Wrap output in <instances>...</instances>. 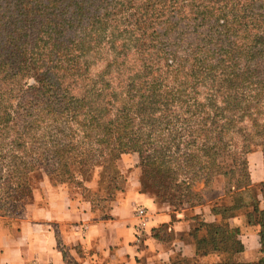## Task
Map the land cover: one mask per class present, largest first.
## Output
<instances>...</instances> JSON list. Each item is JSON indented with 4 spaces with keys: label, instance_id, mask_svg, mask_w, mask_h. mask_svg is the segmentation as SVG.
<instances>
[{
    "label": "trees",
    "instance_id": "trees-1",
    "mask_svg": "<svg viewBox=\"0 0 264 264\" xmlns=\"http://www.w3.org/2000/svg\"><path fill=\"white\" fill-rule=\"evenodd\" d=\"M113 1L0 5V210L23 212L33 201V174L55 185H80L95 169L115 179L120 156L136 153L139 191L154 201L193 197L198 207L203 199L192 194L194 183L224 182L232 205L213 208L217 222L191 226L197 257L243 264L239 230L229 221L245 209L252 210L246 221L260 227L264 255V183L251 186L246 161L253 147L264 159V0L218 7L206 0L205 49L190 50L186 59L178 43L188 42L155 24L168 17L166 0ZM121 8L135 11L138 29L113 24ZM155 14L154 24L141 26L142 16ZM106 31L111 45L118 34L128 38L101 60L96 34ZM140 39L145 46L133 56L131 43Z\"/></svg>",
    "mask_w": 264,
    "mask_h": 264
},
{
    "label": "crops",
    "instance_id": "crops-1",
    "mask_svg": "<svg viewBox=\"0 0 264 264\" xmlns=\"http://www.w3.org/2000/svg\"><path fill=\"white\" fill-rule=\"evenodd\" d=\"M246 161L251 186L264 183L261 151L248 154ZM232 202L220 186L212 189L210 198H205L193 214H175L160 209L141 193L137 178L132 180L131 176L107 217H99L90 204L73 202L64 190L48 189L35 196L24 216L0 224V264H174L195 258L216 264L220 262L217 256L202 259L195 255L191 226L195 220L217 222L213 208L230 207ZM137 207L147 211L145 230L138 235ZM251 212L245 209L240 218L229 221L231 228L239 230L243 250L238 259L243 264L264 258L260 227L249 224L244 216ZM161 230L171 239H163Z\"/></svg>",
    "mask_w": 264,
    "mask_h": 264
},
{
    "label": "rangeland",
    "instance_id": "rangeland-1",
    "mask_svg": "<svg viewBox=\"0 0 264 264\" xmlns=\"http://www.w3.org/2000/svg\"><path fill=\"white\" fill-rule=\"evenodd\" d=\"M139 1H141V4H145V0ZM168 1L169 0L165 1V10L168 15L167 18L163 17L155 22L156 14L152 18H150L149 16H142L141 26L144 27L145 24H149L150 22L154 24L155 22V24L159 25L162 28L161 32H165L166 35H181L180 39L185 40L189 44V46H183L182 43H178V48L181 51H179L180 58L186 59L187 53L190 50L200 48L205 49L203 40L207 42L208 37L206 31H208L209 27L206 26L205 23H201L200 20H207L211 16V6L207 3L206 0H170V3H168ZM213 1L216 2L215 0ZM217 1L218 4L216 5V7H218V5L224 4L225 2V0ZM20 4L21 0H0V5L8 6L10 8H14V6ZM239 4H242L243 6L246 5V0H241ZM124 10V8L117 10V12L113 16V24H120L121 29H138V25L135 21V11ZM259 13L261 14V18L259 19V21H261L264 19V2ZM140 14L141 11L139 10V13L137 15L138 18ZM237 15L240 17L241 13L238 12ZM2 18L4 17H0V19ZM177 20L178 23L176 25V28L173 31H170V27L173 26L177 22ZM180 28H183V30H181ZM222 33L224 32L222 31ZM112 34H114L115 36V33ZM96 35L98 38L96 43L97 50L99 51L98 56L101 60H105L107 56L112 52L111 47L117 46L119 41L122 42L123 40H127L128 38L127 36H122L121 38H119L118 34V38L116 39V37H114L111 45V39L109 37L108 31L100 32ZM143 40L144 39H140V43L138 42L139 45L137 43H131L133 44V46L131 45L130 49L133 56L140 57L142 47L145 46V43L141 42ZM132 42H134V40ZM156 46L158 50H160V52L163 51L158 44ZM253 149L255 151H258L259 147H253ZM116 167L118 170L117 172H119L120 175L118 177H115V179H113L112 171H110L109 174L103 173L102 175H100L98 169H95L91 176L87 177V179L84 182H81L80 185H77L76 183L67 185H55L52 184L46 177H42L39 173L33 174L31 176L33 201L24 208L22 213H19L15 217L8 216L0 210V224L6 223L8 221H14L24 216L27 208L35 203V196L37 197L38 195H42L43 192L48 189L64 190L65 192H67L71 200H73V202H84L90 204V206L94 209L96 216L107 217L109 210L111 209L119 194L121 192H124L125 185L129 177L132 176V180L134 178H137L138 189H140L141 170L139 167L138 154L129 153L121 155L119 161L116 163ZM220 186H224V182L222 181V179H219L216 182L214 181L211 188L205 187L204 181H200L192 185L191 192L193 195H196L203 200L205 198L209 199L212 189L218 188ZM161 200L154 201L160 209L170 211L175 214H182L184 211H187V213L189 214H193L195 212L196 199L194 200L193 197H190L189 202H186L185 198L181 200L180 198L178 199V197ZM241 212L239 213V218L241 217Z\"/></svg>",
    "mask_w": 264,
    "mask_h": 264
},
{
    "label": "built area",
    "instance_id": "built-area-1",
    "mask_svg": "<svg viewBox=\"0 0 264 264\" xmlns=\"http://www.w3.org/2000/svg\"><path fill=\"white\" fill-rule=\"evenodd\" d=\"M135 215L138 220V226L136 228L137 235H138L145 230V227L147 224V211L143 207H137L135 209ZM34 264H39V263H34Z\"/></svg>",
    "mask_w": 264,
    "mask_h": 264
}]
</instances>
